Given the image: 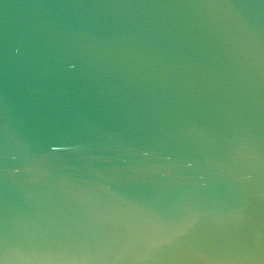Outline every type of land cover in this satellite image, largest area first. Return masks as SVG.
Masks as SVG:
<instances>
[{"label": "water", "instance_id": "water-1", "mask_svg": "<svg viewBox=\"0 0 264 264\" xmlns=\"http://www.w3.org/2000/svg\"><path fill=\"white\" fill-rule=\"evenodd\" d=\"M0 264H264V0H0Z\"/></svg>", "mask_w": 264, "mask_h": 264}]
</instances>
